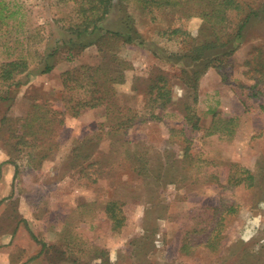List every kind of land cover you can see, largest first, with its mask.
Instances as JSON below:
<instances>
[{"label":"rangeland","instance_id":"rangeland-1","mask_svg":"<svg viewBox=\"0 0 264 264\" xmlns=\"http://www.w3.org/2000/svg\"><path fill=\"white\" fill-rule=\"evenodd\" d=\"M4 1L15 14L0 30V63L22 56L32 60L34 50L47 54L69 36L61 19L72 2ZM247 1L254 7L264 3ZM133 11L146 44L122 48L110 41L102 53L92 45L72 62L61 49L47 74L33 60L10 90L11 102L0 105V119L6 116L0 179L14 175L0 199V233L13 234L1 238L12 245L10 264H264V21H255L227 47L231 54L221 66L206 69L201 61L183 59L190 46L159 34L164 18L151 22ZM116 17L119 8L109 21ZM189 29L195 41L206 38L200 18H193ZM113 53L130 65L124 82L111 85L115 110L136 112L137 122L109 133L104 107L67 113L55 125V152L38 169L33 167L38 152L32 158L31 146L19 145L18 167L10 162L15 120L34 111L36 103L64 112L61 74L72 66L104 64ZM161 73L168 77L173 102L154 110L152 118L145 92ZM227 119L234 133L223 129ZM196 122L199 129L193 131ZM86 139L92 144L79 177L81 167L74 168L70 156L82 151ZM166 155L172 170L156 174ZM245 170L255 176L254 186L246 182ZM110 199L124 204L127 221L120 231L112 230L107 216Z\"/></svg>","mask_w":264,"mask_h":264},{"label":"trees","instance_id":"trees-1","mask_svg":"<svg viewBox=\"0 0 264 264\" xmlns=\"http://www.w3.org/2000/svg\"><path fill=\"white\" fill-rule=\"evenodd\" d=\"M68 1L72 2L70 13L67 18L61 19L65 22L63 28L68 32L67 38L57 42L58 45L47 54L34 50L32 60L22 56L0 63V91L3 92L0 94V105L11 102L10 90L12 87L16 88L20 85L19 77L29 72L33 60H37L42 65L40 72L47 74L54 69L53 58L61 53V49L68 52L66 58L72 62L77 54L92 45H97L99 52L102 53L106 51L104 46L110 41L119 43V47L122 48L146 44L143 35L135 26L136 22L133 17L135 11L133 10L144 13L150 17L151 22H157L159 18H164V24L160 28L159 34L167 36L169 40L179 41L182 47L190 46L189 52L185 53L183 59L201 61L206 69L212 63L216 65L215 67L221 66L231 54L227 47L232 42L242 39L255 21L257 22L258 19V21H264V3L254 7L247 0H66V2ZM116 8L120 9L121 17H116L110 22L109 18ZM14 14L15 12L11 11L9 5L4 0H0V30L6 20L11 19ZM196 17L202 21L201 33L206 37L202 41H195L189 29L191 20ZM36 42L41 41L36 40ZM106 57L104 64L72 66L61 74L64 112L49 108L45 102L36 103L34 111L26 117L15 120L14 127L10 129L9 138L11 136L16 138L17 143L10 146V155L14 157V160L12 159L10 162L18 167L15 158L23 152L19 145L31 146L30 155L32 158L34 157L33 153L38 152L34 158L39 160L33 163V167L38 169L40 162L50 158L55 152L57 146L53 137L57 129L55 125H61L63 123L62 116L67 113L79 116L86 109L104 107L109 133L126 131L137 122L139 116L136 112L132 113L129 110L126 113L122 112L121 115L115 110L113 103L115 92L114 86L111 85L124 82L126 70L130 68V65L128 66V62L116 54ZM121 63L124 64L119 69ZM194 80V76L188 78L189 83ZM259 92L261 91L259 90ZM145 93L147 95L146 102L151 105L152 118H156L154 110L157 108L167 109L173 102L172 87L164 73L159 74L148 85ZM227 122L228 119L225 120L223 129L228 134L234 133V127H231L233 129L228 127ZM5 123L6 116L3 115L0 119L1 138L2 134L6 132V128L3 126ZM198 126L197 122L193 123L192 130L199 129ZM7 140H5L6 145L8 144ZM83 143V149H80L82 151L79 153L78 149H75L77 152L70 156L73 159L72 162L76 163L74 168L81 167L78 173L79 177L85 173L86 150L92 141L86 139ZM139 158H141V154ZM144 158L142 156L141 161L145 160ZM166 159L164 163L158 165L156 174L172 170L174 165L168 157ZM144 165L147 172L151 174L150 159H146ZM245 171L248 174L246 182L249 183V186H254L255 176L250 171ZM137 173L140 175L141 171ZM123 206V202L119 199H110L106 204L107 216L113 231H120L126 224L127 217ZM31 235L36 239L33 233ZM43 246L46 247V244Z\"/></svg>","mask_w":264,"mask_h":264},{"label":"crops","instance_id":"crops-1","mask_svg":"<svg viewBox=\"0 0 264 264\" xmlns=\"http://www.w3.org/2000/svg\"><path fill=\"white\" fill-rule=\"evenodd\" d=\"M13 179H14V175L13 176H9V175L8 176H3L0 179V199L3 198L6 194H8L9 191H10V190H8L5 193V191L1 190L2 189V186H4V185H10V181H12ZM6 236L7 237L8 236L12 237L13 234L12 233H9V232H1L0 233V264H10V262H12V260L9 257V253L11 252L10 250L12 248V245H8L9 243H3V239H1V238H6ZM41 247H42V249H41V251H38L39 252L38 256L43 252V250L45 248L43 246V244H42ZM28 254H29V252H28ZM27 258L29 259V257H27ZM28 259H24L23 261L28 263V261H29Z\"/></svg>","mask_w":264,"mask_h":264}]
</instances>
